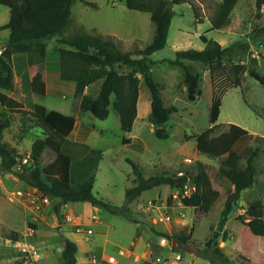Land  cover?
Returning <instances> with one entry per match:
<instances>
[{
  "label": "rangeland",
  "instance_id": "obj_1",
  "mask_svg": "<svg viewBox=\"0 0 264 264\" xmlns=\"http://www.w3.org/2000/svg\"><path fill=\"white\" fill-rule=\"evenodd\" d=\"M220 2L221 0H187L173 4L174 14L167 43L150 55V71L159 83L165 104L175 105L178 109L164 125L170 133L167 138L155 134L154 125L149 119L151 92L143 75L137 117L130 132L122 129L119 115L112 107L107 118L78 110L80 96L75 94L69 81L61 84L57 93L47 94L42 91L39 79H34L33 90L19 86L14 90V94L27 100L29 106L42 113L54 108L77 114L78 129L75 136L84 138L87 144L96 149L99 157L92 169L95 173L93 190L118 206L125 204L126 189L132 186V179L135 177L134 168L128 159L136 161L145 176L153 173L178 176L179 170L196 174L199 163L204 165L219 196L208 213L199 220L194 219V207L178 204L171 198L169 204L174 205L169 207L171 220L167 224L154 222L153 214L148 211V200H157L161 196L163 201L169 198L168 184L147 189L129 203L133 215L144 222L141 228L149 237L152 251L163 259L170 260L160 264H264V236L253 233L248 226L250 218L264 215V208L255 209L249 204L253 200H260L264 204V148L254 161L255 184L242 191L239 200L235 201L232 215L214 237L219 222L229 211L226 203L233 185L221 174L220 159L196 152L195 139L196 134L210 126V109L215 91L221 95L222 105L217 121L219 125L213 134L226 130L229 123H237L250 132L264 135V85L246 71L241 85L232 86L225 75L218 74L213 79L208 64L185 60L192 70L202 72V94L191 100L184 88L183 68L169 61L176 57L179 49L204 48L206 43L202 40V35H206L222 45H229L237 40L249 41L250 48L247 51L238 49L233 58L247 65H252L254 61L264 73V36H250L255 25H264V5L258 9L256 0H238L227 23L216 29L212 27L211 18ZM9 18V7L0 4V26L7 23ZM79 30L112 34L122 41V50L134 51L136 47L143 48L152 40L155 25L149 11L129 8L126 0H77L72 5L71 19L65 34ZM9 33L8 28L0 29V45L7 42ZM46 42L50 81L55 84L53 79L59 69L57 57L60 44L57 36L48 38ZM15 65L18 70V60ZM121 70L127 68L123 67ZM101 83L102 79L97 80L86 88V92L97 95ZM6 120L9 125L2 132L4 142L24 157L32 142L38 136H43L44 127L32 120L31 116L5 109L0 111V123ZM83 125L89 131L87 129L80 134ZM30 127L33 129L28 130ZM126 137H130L129 142L124 141ZM187 156L194 161L185 162ZM18 189L22 190L21 194H17ZM58 202L44 201L36 190H31L15 173L2 170L0 164V264H63V237L57 229L59 224L66 237L78 240L77 261L80 264H90L83 249L91 252L90 254L103 249L116 255L120 264L143 263L135 262L134 258L137 252L142 253L147 248L138 234L139 223L101 206L93 211L88 202H67L61 212L63 216L76 215L86 210L88 214L95 213L102 220V224L90 225L93 233H88L85 229L83 232L72 233L71 230L76 229L74 225L70 224L68 228L63 226L62 220L57 219L59 216L55 212V205ZM60 208L62 209L61 206ZM241 216L244 218L240 219ZM154 227L158 231L188 236L191 249H174L168 239L167 247L162 246L161 237L152 231ZM208 242L210 248L205 250ZM120 248L131 249L132 252L129 256L122 255L119 253ZM215 249H219L221 253ZM178 251L181 258L177 263L175 253Z\"/></svg>",
  "mask_w": 264,
  "mask_h": 264
},
{
  "label": "trees",
  "instance_id": "obj_2",
  "mask_svg": "<svg viewBox=\"0 0 264 264\" xmlns=\"http://www.w3.org/2000/svg\"><path fill=\"white\" fill-rule=\"evenodd\" d=\"M77 0H0V4L8 6L10 18L0 29H9V38L0 52V103L10 112H21L32 117L36 123L44 127L43 136H38L30 146L29 160L20 164L23 155L3 140V130L8 127V120L0 123V164L2 168L15 173L22 181L35 187L39 192L60 201L55 205V212L60 217V206L66 202H90L113 213L121 214L128 219L141 222L130 211L129 203L133 202L143 191L152 187L168 184L171 187L182 185L188 177L194 175L197 189L183 198V204L195 208L194 219L199 220L210 210L212 203L218 198L219 192L212 186L211 178L201 163L197 173L186 172L181 176L171 173L143 174L142 168L133 159H128L134 168L135 177L132 186L126 189L125 204L115 203L99 196L93 190L95 173L82 180L71 182V157L62 150L61 141L48 132H55L66 137L74 128L76 116L58 109H49L45 113L26 107L24 102L9 95L7 91L15 88L13 55L25 53L31 77L39 79L41 89L45 85L48 38L57 36V64L60 78L75 83V94L80 96V110L89 111L99 118H107L111 107L118 113L121 127L125 132L133 129L138 112V98L141 77L151 92V112L149 119L154 125L158 137H169V131L164 126L170 116L178 109L175 105L167 106L161 95L159 83L150 71V55L163 48L167 43L169 26L174 10L173 4L187 0H126L129 8L149 11L155 25L152 40L145 47H136L134 51L122 50V41L112 34L89 33L83 30L65 34L68 26L72 5ZM86 1V0H81ZM238 0H221L212 15V27H223ZM258 9L264 5V0H256ZM259 16V12L257 13ZM250 36H264V25H255ZM206 43L202 49L187 48L176 51V57L169 60L180 65L184 72V85L188 98L195 100L202 94V72L192 70L185 60L198 61L209 65L211 75L222 74L227 77L232 86L242 83L246 71L264 85V73L256 64L247 65L234 60L238 49L247 51L249 41L237 40L229 45H222L214 38L202 35ZM126 67L127 70H121ZM102 79L98 94L93 96L86 92L91 84ZM222 97L215 91L210 109V126L195 135L198 153L207 154L220 159L219 170L233 185L229 194L226 209L231 210L233 203L239 200L243 190L252 187L256 182L255 159L264 148V135L250 132L247 128L229 123L226 130L213 134L218 127L221 112ZM31 130V127L28 129ZM130 137L124 139L129 142ZM171 202V197L168 198ZM255 209H263L260 200L249 203ZM228 211V212H229ZM244 217L241 216L240 219ZM251 231L264 236V215L254 216L248 221ZM152 231L168 240L178 237L188 240L182 233ZM210 240H213L211 238ZM61 259L63 264L77 263V242L64 236ZM207 248V249H206ZM205 250L210 248L208 242ZM216 252L221 253L219 249ZM154 252V251H153Z\"/></svg>",
  "mask_w": 264,
  "mask_h": 264
},
{
  "label": "crops",
  "instance_id": "obj_3",
  "mask_svg": "<svg viewBox=\"0 0 264 264\" xmlns=\"http://www.w3.org/2000/svg\"><path fill=\"white\" fill-rule=\"evenodd\" d=\"M5 44L6 43L0 45V52L4 48ZM17 55H18V57H17ZM17 60L19 61V65H20L18 70L16 69V65H15ZM13 69H14V77H15V88L13 90H9V91L6 90V92L9 95H11V96L23 101L26 107L34 109V107L29 106V104H28L29 102H27V100L21 98V96H19L17 94H14V90L16 88H18V86L22 87L24 89L25 88H31L32 90L34 89V84H33L34 80H33V78L31 77V74H30L29 65L27 63V59H26V54L25 53H16V54L13 55ZM139 75H140V77L142 76L141 74H139ZM53 80H54L55 84H52V82L50 81V75H49L48 63H47V65H46V76H45V85H44V88L42 89V91H44L47 94H49L51 92L52 93H57L60 90L59 86L61 84H65V82L67 81V80H63V79L60 78L59 69H58L57 73L54 75V79ZM69 82H70V86H72L75 89V83L73 81H69ZM184 88H186V87L184 86ZM79 105H80V98H79ZM5 109L6 108L1 104L0 105V111L5 110ZM78 110H80V107H79ZM62 112H65L67 114H74L76 116V123H75V126H74L73 130L66 137H63V136H61V135H59V134H57L55 132H48V133L53 135V136H55L57 139H59L61 141L62 150L70 155V157H71L70 180H71V182H77L78 180H82V179L88 177V175H90L92 169L95 167L94 163L98 161L99 157L97 155L96 149L93 148L91 145L87 144L84 141V138H82L81 136H75V132L78 129V116H77V114H75L73 112H66V111H62ZM31 129H33V128H31ZM87 129L89 131V128L87 126L83 125L82 128H81L82 132L80 131V134L85 133V131H87ZM2 138L4 140V137H2ZM196 152H198L197 149H196ZM27 153H30V148L28 149ZM25 183H26L27 186H29V188L31 190H36V192L39 193V195L42 196V193L37 191V189L35 187L30 186L27 182H25ZM165 185H167V184H165ZM169 188H170V190L168 191V194L170 193L172 187L170 186ZM157 196H155V197H157ZM50 198H51V201H60V199L58 197H51L50 196ZM152 199L153 198L149 199L148 202L150 200H152ZM162 199H163V197H162ZM83 202H87V201H83ZM66 204H67V202H63L61 204V207H62L61 212L66 207ZM88 204L91 206V210H93V211L98 210V208H99L96 205H92L90 202H88ZM171 206H174V205H171ZM171 206H169V207H171ZM168 210H169V208H168ZM71 215H73V214H71ZM75 216L82 223L84 228L85 227L86 228L90 227V225L92 223L102 224V220L98 219L95 213H93L91 215V214H88V212L86 210L84 212H78ZM57 219L58 220H62V222L64 224L63 226L66 225L68 228H69L70 224L73 225L70 221H68L66 219V215L63 216L61 213H60V217H57ZM164 223L167 224L168 222H164ZM143 224H144V222H142V221L139 222V232H138V234H139V237L144 241V244L146 245L147 248L142 253H138L137 252L135 254V256H134L135 262H139V263L143 262L147 258L155 259L153 257L156 255L151 249V246H150V243H149V237L145 234V231H143L142 228H141L143 226ZM74 227H76V226L74 225ZM81 231L82 230H78L77 227H76L75 230H71L72 233L81 232ZM75 241L78 242V240H75ZM166 245H162V246H166ZM83 252L87 256L88 263H89L90 253L91 252L88 253L85 249H83ZM93 252H96L98 254V263L97 264H114V263L108 262L107 259H106L107 256L110 255L111 253H108V252H106L103 249H99V251H93ZM131 252H132L131 249H126V248H120V250H119L120 254L128 255V256L130 255ZM111 255H114V254H111ZM115 257L117 259V264H120V261H119L118 257L116 255H115ZM77 263L80 264L78 261H77Z\"/></svg>",
  "mask_w": 264,
  "mask_h": 264
},
{
  "label": "built area",
  "instance_id": "obj_4",
  "mask_svg": "<svg viewBox=\"0 0 264 264\" xmlns=\"http://www.w3.org/2000/svg\"><path fill=\"white\" fill-rule=\"evenodd\" d=\"M29 160V153L25 155L22 159L21 162L22 164L28 163ZM194 160L192 157L187 156L185 157V162L187 163H192ZM21 164V163H20ZM186 174L185 171L179 170L178 171V176ZM197 189V184L194 178V175L192 177H188V179L182 184V185H177L173 186L170 192V196L174 201H176L178 204L183 203V198L188 197L192 195ZM22 190L18 189L17 194H21ZM41 193V192H40ZM42 199L46 202H50L51 198L50 195L48 194H43L42 193ZM169 200L168 198L166 200H162L161 197H158L157 200L152 199L149 201L148 205V210L153 214V220L154 222H169L171 220V214L169 213ZM66 219L70 221L73 225L77 227L78 230H87L88 233H93L94 230L92 227L84 228L82 223L78 220V218L75 215L67 214ZM168 243L166 238H161V244L166 245ZM176 257L178 258L176 262L180 261L179 259L181 258L180 252L175 253ZM174 255V256H175ZM107 261L110 263L117 264V259L115 255H108L107 256ZM175 259V258H174ZM157 264H160L161 262L166 263L169 262V259H163L161 256L157 255V257L154 259ZM174 261V260H173ZM90 264H97L98 263V254L96 252H93L90 254Z\"/></svg>",
  "mask_w": 264,
  "mask_h": 264
},
{
  "label": "water",
  "instance_id": "obj_5",
  "mask_svg": "<svg viewBox=\"0 0 264 264\" xmlns=\"http://www.w3.org/2000/svg\"><path fill=\"white\" fill-rule=\"evenodd\" d=\"M2 170H5V168L3 167ZM67 200L64 199V202H66ZM233 207H235V202L233 203ZM234 208H232L227 214H225L221 221L219 222L218 226H217V230L214 233V237H216L219 232L223 229L224 223L227 220L228 217H230L233 213ZM58 231L60 232L61 236L64 237V232H63V228L62 226L59 224L57 226ZM171 247L174 249H180L183 251H189L191 249V245L188 242V240H184L178 237H173V239H171ZM142 264H157V262L152 259V258H147L143 261Z\"/></svg>",
  "mask_w": 264,
  "mask_h": 264
}]
</instances>
